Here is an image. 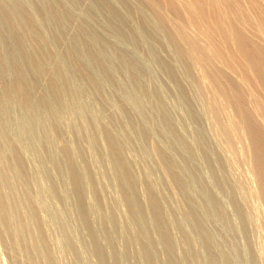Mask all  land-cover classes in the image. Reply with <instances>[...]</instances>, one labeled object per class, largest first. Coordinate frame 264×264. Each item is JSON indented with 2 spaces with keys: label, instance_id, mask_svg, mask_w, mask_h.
Listing matches in <instances>:
<instances>
[{
  "label": "bare ground",
  "instance_id": "bare-ground-1",
  "mask_svg": "<svg viewBox=\"0 0 264 264\" xmlns=\"http://www.w3.org/2000/svg\"><path fill=\"white\" fill-rule=\"evenodd\" d=\"M36 1H38V0H36ZM98 1H100V0H98ZM113 1H115L116 3H114ZM118 1L121 4H124L127 8H129V11H131V13L132 12L134 13L135 18H137V17L139 18V19L137 18L138 20H136V21H140V23L142 24L140 26L141 27L143 26V29H144V32L146 33V35L151 34L150 37H152V38L154 37L153 39L157 40V41L156 40L155 41L157 44H159V46L164 45L165 47L164 46H162V47L167 48L168 51H170L171 55L173 54V56H175V59L177 58V63L180 60L181 63H183V65L185 66V69L189 73V75H191L193 77L192 79H191V77H189V78L191 79V81L194 80V82L196 83V87L199 90V91L196 90V92L201 93L200 97H202V99H203L205 109L207 112V117L209 119V122L212 126L214 133L219 138L218 142L219 141L221 142L223 149L225 147L229 151L228 157L230 158L231 165H233L237 170V175L239 176V178H238L237 182L235 181V183L237 184V187H239L240 192H241V193H239V195L241 194L240 196L242 197L241 199L237 198L238 205H239L240 209L246 213L245 216H246L247 221L251 222L254 225L253 230L256 229L253 231V233H254L253 235L256 237L255 238V244L256 245L254 248L255 250L252 248L253 245L248 246L249 249L254 250V251L253 250L252 251L255 253V257H256V260H255V257H253L254 258V261H253L252 255L250 256V258H252L251 264H264V0H118ZM38 2H36V4H37L38 8L40 6V10L38 8H35L36 4H35V7H31L32 5H29L28 2H23L22 0H0V25L5 27V28L3 27L2 30H0V31H3L5 33V30H6V35L0 33V35H3L0 38V101H1V104H0V240L9 249V250L5 249V250L7 252L10 251L9 252V254L11 253L10 257L13 256V258L11 257L13 260V262L11 260V263L12 264H59L61 260H59V262H58V259H59L58 254H60V253L57 254V252H58L57 250L60 249L61 253H66L65 251L61 250V248L64 249V245L66 244L65 241H67L65 239L63 240V238H66V237L69 238L70 234H72V233L70 232V229H66V231L67 230L68 231L63 232V233L65 235L70 233V234H68L69 236L67 235L65 237H60V236H62V235H60L58 238L57 237L58 235L53 233V231H52V233L55 234L56 236L53 237L52 235L51 236L49 235L48 230H51V229H49V227L46 226L47 222H46V216L45 215H47V213L48 214H51V213L55 214L56 210H58L59 208L56 209L57 206L55 205L56 206L55 211H53L54 206L52 205L53 207L52 208L50 207L52 209L51 213H49L50 210H49V212L44 211V210H47L46 208L49 209L48 205L47 206L44 205L45 201H43V200H46V199H41V198L39 199V197H42L41 194L40 195H34L36 193L35 191L38 190L37 188H39L41 190L45 186V190H47V188H46V187H48L47 185H44L43 188H41V187L43 184H45V180H46V179L43 180L45 178L43 172L45 173V171L47 170L46 168L49 166L47 165L45 168L46 170H44L42 172V174H43L42 177L40 176L41 173H38L39 171L35 172V173H33V175H31L33 178H31V176H29V174H31V173H29V170H28L29 166L27 167L28 164L26 165L27 160H26L25 151H22L23 150L22 147L21 148L19 147L20 146V145H18L19 141L17 138H13V135L11 134L12 132L10 133L11 138L9 137L10 135L8 133V130H7L8 126H9L8 125L9 122L5 119H4L5 120L4 121L3 117H2L3 114L5 116V113L7 112V109L9 106L8 105L9 100H7L8 98H12V100H13V98H15L16 99V100L14 99L15 102H17V100H18V102L23 106V108H25L24 110L27 109L29 111V113L31 115H33L34 122H32L33 120H30L28 122H24L25 124L32 122V123H36V125H38L37 126L38 129L40 126L45 127L43 129H46V131L41 129L40 132H38V130L34 129V130H36L34 132L33 128H32V130L30 129L33 124H31L29 131H27V128L29 127V125H28V127H26L27 125H25V127H26L25 131L27 133L29 132V134H30V130L33 133H37V134L41 133V131H42V134L41 135L39 134L40 137L45 133V135L47 137L44 135L45 139H43V138L42 139L45 140V142L49 141V142L43 143V144H45L46 148L49 144L48 147L50 149V145H51L50 143H54L51 141L52 139L50 140V138H48V137L51 136L53 138V136H57L56 137L58 139L57 143H59L57 145H59L61 151L58 150L59 147L57 146L58 148L56 147L57 148L56 152H55L56 154H53V155H55V156H57V154L61 155L60 152H62L63 155H61L59 157L60 158L65 157V159H66V160L64 159V161L67 163L66 164L67 166L64 165L65 163L63 164L65 167L63 165L62 166H63V168H66V169L68 168V170H67L68 172L66 171L68 174L64 172L65 175H63V178L66 180L63 179L64 180L63 181L61 179V181H63L64 184L66 181V183H67L66 187L68 186L69 187L68 189H70L71 192H70V190H68V191L64 190V191L67 194H68V192H70L69 195L72 193L71 196L72 197L74 196L73 198L75 201L73 200L72 197H71L72 198L71 201L73 200L74 202H76V204H73V205H75V208L78 209L80 219H82L80 222L84 223L83 226H85V224H86V226L90 227L89 229H91L90 230L91 231V237H90V241H89L90 247H89V245H88V247L91 248L92 251L99 258V264H110L109 253H108L106 246L104 245L102 239L100 238L99 234L96 232L97 227H96V230L94 228L95 226L93 227V218H95L94 216H96L93 213L96 212L97 210H99L101 207L102 208L104 207V209H105L106 205H108V204L110 205V203H109L110 201L106 200L107 197L109 196L108 193H106V195H108L106 197L105 193L103 192V191L106 192V190H103V189L101 190V187H99V186H101V184L99 185L100 179H98V176H99V178H100V176L101 177L104 176L102 174V172H100L101 173L100 175L99 174L97 175V172H96L97 170H95V168L99 164L95 165L94 163H96V161H95L96 159H94V161H93V159H92V161H90L91 160L90 158L92 156L89 157V155H87V154L93 152L94 146L96 144L97 145L102 144L101 147L104 148V149L100 148L102 151H99L100 149L98 146L99 150L95 151V149H96L95 148L94 151L96 153H98V152L102 153V156L105 158L107 163L105 161H103V164L105 162V164L103 165L104 170H106L105 165L108 164L107 167L108 168L110 167V169L113 171L114 176H112V177H114L113 179L116 182V184H113V185H116L119 189V195H118L119 198L118 199H119V202L121 203V205L123 207H125L126 215H127L128 220H129L128 225H127V223L124 225L122 223V221L118 218V216L108 217V215H107L106 219L104 217V219H105L104 225L106 228H110L112 225L116 224L117 227L121 228L122 232H123L124 226H125V230H126L125 231V237L127 240V244L129 246H132V243L135 240H137L138 244H140V248L138 246L139 250L135 253L138 264H237L236 257L231 255L227 249L223 248L221 243L217 242L215 237L207 230V228L203 224V218L193 208V206H190L188 204H184L183 209H184L187 216H189L192 219H196L197 222L199 223L200 230H199L198 234L201 235V237H202L201 243H199L198 238H197L196 234H194V233H190L188 231L182 230V233L177 237L175 235L176 233L174 232L175 233L174 234L172 232V230H171L172 226L170 227V225H169L170 222L166 216L163 204H162L161 199H160L159 194H158L159 191H157L154 186H152L149 183L146 184V186L142 185L140 183V186L141 185L145 186V192L143 194L141 193L143 196L138 195V193L140 194V192H138L139 179L137 177L138 175L136 176V174H140V172L136 171L135 170L136 168H135L134 169L136 172V174H135L133 167L131 165L132 163L129 162V161H131V157H129V156H131L132 154H130V153L127 154L125 152L124 148L122 147V144L120 143L123 140L121 139V137H119L120 135H117L118 132L116 130L115 131L117 133L113 131L114 130L113 127L112 128H110L108 126L103 127L100 125L102 127V131H101L102 134L99 131L101 135L100 134L93 135L92 133L89 135H92L93 137L87 135V137L89 138V141L87 140L88 141L87 145H85V146L82 145V147L80 146L82 150L77 151V149H79L80 147L77 145L78 148H76L75 145L78 142H80L78 139L82 138L81 136L85 135V137H86L87 133L82 135V132H84V131L88 132V129L90 128L91 124H90L89 128L86 129V127L88 126V123H90L91 120L88 122L87 117L83 112L78 114L79 117H76L78 115H74L76 118H79V121L75 120L76 121L75 126L77 127V131L79 134V137L77 139H75L76 135L73 136L74 137L73 138V137H71L72 135L68 132L69 128L73 127V124H72V127H68V130L65 129V128H67V126L65 127V126H63V124L61 125V123H62L61 118L64 119V116L60 112V114L62 115L60 118V115L58 114V110H57L59 108H57V107L62 106L61 108H63V106L66 107L67 105H70L71 103H73L75 101L74 100L75 98H73V97H75L74 93H75V90L77 91V88L74 89L73 82L70 81V80H72V78L69 77V75H67L69 72L67 73L66 71H68V70L65 71V69H67V67H65V69H64V65L66 63H64L65 61H63L64 59H62L63 57H61L59 59L61 54H60L58 48H56L54 50H58L57 52L60 55H58V53L56 55L54 50L52 49L55 45L53 43H55V42H51L53 39L51 37L49 38L50 33L48 32V30H47V32L49 33V36H48V33L46 34V31H44L45 29L44 30L42 29V23H41V22H43V21H41L42 18H41V20L39 18L40 22L38 21V17L40 15H43L42 17L44 18L46 16L47 17L46 20L48 22L50 21V24L52 21L55 23V25H56V23L58 25H60L63 17H65L66 15H63V14L61 15L59 12L62 11L60 9L62 7L65 8V6L63 4H62L63 6L58 4L59 0H56L55 2L53 0H50L49 2H47V1L43 2V4H41L42 5V8H41V5H38L39 4ZM40 3H42V1ZM59 3H62V1ZM101 3H103L104 9L106 8L111 13V15H114L118 21H121L120 19H122V18H117V17L123 16V15H120L121 11L119 10L120 8H122V6L120 7V5H118V7H117V4H118L117 0H102ZM57 5L61 6V8L59 9V12H58V8L60 6L57 7ZM125 6L123 8H126ZM32 8L39 10L38 11L39 16H36L37 12H35V10ZM123 12H124V10H123ZM40 13H42V14H40ZM66 13H68V11H65V14ZM70 16H69V18H70ZM67 17H68V15H67ZM111 18H112V16H111ZM121 22L123 23V19ZM46 26H48V28L50 27L49 24ZM57 29H59L58 26H57ZM133 29H134V27H133ZM94 30H96V29H94ZM131 30H132V28H131ZM53 31H56V30H53ZM110 31H112V30H110ZM60 33H62V32H60ZM136 33H138L137 35H139L140 32H138V31L136 32V30H135V35H136ZM7 34L9 36H7ZM6 36L9 39L8 42L10 44V48H9L10 53L7 52V55H4L2 53L3 49L1 50V48H3L1 46V43L3 42L4 45L6 44L5 42L7 41V39L4 42L5 39L2 38V37H6ZM57 37H60V35ZM57 37H55V38L53 37V38L55 40H57L58 39ZM72 39H74V38H72ZM1 40H2V42H1ZM55 40H53V41H55ZM88 41H90V40H88ZM88 41H86L87 43L86 44L84 43L82 46H85L86 51L89 53V56L90 55L92 56V60L94 59V60H98L100 62L98 56L95 55L96 53H94L95 52L94 49L90 48L91 45L89 44ZM138 41L140 42V40H138ZM56 42L58 43V41H56ZM68 42H69V44H71L70 46H72L73 40L68 41ZM74 42H75V40H74ZM6 45H8V44H6ZM51 45H53V47ZM58 45H60V44H58ZM68 45L67 46L62 45L63 47H65L66 49L69 50L68 54L70 55V57H67V59H69V61H71L73 66H75V67L77 66L76 67L77 70L79 72L81 71L83 73L82 74L80 72V74H82V76L84 75V77L85 76L87 77L88 83H87V79H85L83 77L87 84H90L91 83L90 81L93 82V83H91L93 85H94V83L98 84L99 80H96L97 78L83 65L87 61L84 63H81L82 59H80V61H79V59L76 57V56H78L76 51H78L79 48L78 49L76 48L75 49L76 51H75L74 50L75 46L73 45L74 46V47L72 46L73 50H72V52H70L72 47L69 48L70 46H68ZM77 46L79 47V45L76 44V47ZM4 48H6V47H4ZM65 48L64 49L61 48L62 50H60V51L65 52ZM68 50H66V53ZM74 51H75V53H74ZM83 51H85V50H83ZM64 55H65V53H64ZM69 55H66V56H69ZM123 55H125V54H123ZM5 56H7V59L9 58L7 60V62H6ZM57 56H59V57H57ZM169 56H170V54H169ZM70 58H71V60H70ZM123 58H124V56H123ZM126 59H127V56H126ZM164 59H167V58H164ZM124 60H125V58H124ZM127 60L129 61L130 59H127ZM130 61H132V60H130ZM130 61H129V63H131ZM99 62H96V63L101 64ZM129 63L127 66H130ZM167 63H168L167 66L171 70L178 67L177 65H172L173 64L172 62H171V64H169L170 62H167ZM164 64H165V62H164ZM88 65H86V66H88ZM174 66H176V67L174 68ZM184 66H182V67H184ZM99 67H100V69L104 68V66L101 67L100 65H99ZM133 67H134V65L132 66V68ZM133 70H130V71H132V72L136 71V70H134V71ZM171 70H170V72H172ZM101 71H102V69H101ZM105 71H106V68H105ZM105 71H103V72H105ZM107 71H109V70H107ZM139 71H141V70H139ZM174 72L175 71H173V74H176V75L178 74V73H174ZM177 72H180V70ZM31 74L34 76V80H31V76H32ZM136 74L139 76V72ZM136 74L132 73L133 76H135ZM187 75L188 74H186V76ZM106 76L112 77L111 73L107 74ZM78 77H79V75H78ZM140 77H141V75H140ZM108 78H110V77H108ZM136 78L133 77V79H135V80H136ZM173 79H174V77H173ZM140 80L141 79L139 78L137 81L138 82L137 85H140L138 87L139 88H141V87L145 88L146 86L144 87L142 84H140L141 83ZM82 81H84V80H82ZM182 81L183 80L181 79V82ZM76 82H77V80H76ZM40 83H43V84H41V85H43L42 87H40ZM78 83H80V82H78ZM99 84H101V83H99ZM99 84H98V86H100ZM98 86L96 85L93 87L98 89V88H100ZM109 87H110V85H109ZM34 88H36L37 92ZM82 89H83V87H82ZM33 90H35V92L38 93V94H36V96H35ZM133 90H134V88H133ZM147 90L149 91V89H147ZM155 91H154V94L156 93ZM186 91H187V89H186ZM151 92H153V91L149 92L152 95ZM144 93H145V90H144ZM145 94L148 96L147 93H145ZM150 94H149V96H150ZM184 96H185V94H184ZM154 97H157V96H154ZM77 99H79V98H77ZM98 100H100V99H98ZM76 102H75V104H76ZM81 104H80V101H79V104L77 102V105H81ZM123 104H127V103H123ZM57 105H59V106H57ZM71 105H74V104H71ZM121 107H122V105H121ZM162 107H163V105H162ZM42 109H43V111H42ZM63 109H60V111L62 110V112H63ZM162 110L164 111V109H162ZM111 111H112V113L115 114L114 110H111ZM111 111L108 110L109 113ZM166 111L164 113H166ZM42 112L44 113V115ZM126 112H128V111L126 110ZM29 113H27V114H29ZM112 113H110L109 115H111ZM6 115H8V114L6 113ZM64 115L66 116L67 120L70 122V123H68V122H66V123L71 125V121L69 120L71 118V117L69 118L70 114H68V117H67L66 112H65ZM71 115H73V114H71ZM91 115H92V113H91ZM44 116H46V117H44ZM147 116H149V115H147ZM163 116L166 117L167 115L164 114ZM195 116H196V114H195ZM27 117H28V119L30 118L28 115H27ZM93 117L98 119V120H99V118H101V116L99 118H97L95 116H93ZM133 117H134V115H133ZM6 118H7V116H6ZM110 118L113 119L114 116L110 117ZM168 118H169V116H168ZM168 118L167 117L164 118L167 120V124H169L168 121H170V120H168ZM46 119H48L49 122L48 121L45 122ZM71 119L74 120V118H71ZM91 119H93V118H91ZM115 119H116V116H115L113 121H115ZM135 119H136V117H135ZM25 120H27V118ZM100 120H102V119H100ZM100 120H99L100 124L105 125V122H103L104 120L103 121H100ZM133 120H131L130 122H131V124L133 123V125H134V122H132ZM140 120H141V118H140ZM6 121L8 122V124ZM97 121L95 120V122H97ZM77 122L80 125H78ZM99 122H97V124H96L97 126H99V124H98ZM137 122H139V121H137ZM142 124H143L142 128L144 126H146L144 123L140 122V125H142ZM172 124H174V123H172ZM184 124H186V123H184ZM70 125H68V126H70ZM122 126L124 127V125H122ZM175 126H173V127L175 128ZM32 127H34V125ZM61 127H63L65 129V131L68 132V133L65 132V135L67 133L66 136L69 137V140L66 138V136L64 137L61 134L62 130H64ZM92 127L94 128L93 130L96 129L94 126H91V128ZM139 127H141V126H139ZM170 127H172V125ZM35 128H36V126H35ZM97 128L99 130V127H97ZM131 128L127 129V131L128 130L130 131L129 133L125 132L124 131L125 129L121 130L122 132L124 131L122 133L123 135H121L123 137V139H124L125 134H127V135L128 134L131 135V133L133 134L134 129H131ZM142 128H139L136 130L138 131ZM174 128H170V130L171 129L174 130L173 132L175 134H177L176 133L177 127H176V129H174ZM145 129H147L146 131L149 130L147 127ZM145 129L143 128V130H145ZM69 131H72V130H69ZM74 131H76V130H74ZM151 131H153V130H151ZM168 131H169V129H168ZM48 132H49V134H48ZM89 132H91V131H89ZM93 132L95 133L96 131H93ZM138 132L140 133V131H138ZM144 132H142V133H144ZM51 134H53V136ZM63 134H64V132H63ZM150 134H151V132H149L147 135L144 134L143 136H145L144 138L148 139L149 138L148 135L150 136ZM30 135L33 136V134H30ZM27 136H29V135H27ZM36 137L34 138L35 139L34 141L38 140V138L36 139ZM85 137H83V138H85ZM198 137H200V136H198ZM201 137H203V136H201ZM206 137L207 136H205V138ZM12 138L17 142H15ZM46 138H48V140H46ZM56 138H55V140L53 139V141H56L57 140ZM72 138L77 140L78 142L73 143L74 140L70 141V139H72ZM120 139H121V141H120ZM128 139H130V138H128ZM41 140L39 139V141H41ZM39 141H37V142H39ZM169 141H170V139H169ZM37 142H35V143L37 144ZM84 142L86 143V140H84ZM150 143L151 142H149V144ZM189 143H187V144H189ZM40 144L42 145V142H40ZM55 144H56V142H55ZM210 144H212V143H210ZM210 144H208V145H210ZM185 145L186 144H184V146ZM37 146H39V145L37 144ZM159 146L160 145H158L155 142L152 144V148L154 150L152 152L153 153L156 152L159 155L160 160H161V163H160L161 165H159V167H161V169H159V171L163 170L164 176H162V177H165L168 184L170 185V187L174 190V192L176 194L173 193L172 191H170V192H172L177 197H179L177 195V194H179V193H177V189L180 187H187V184L185 183L184 179L182 178L183 175L181 176V174L178 172V170L176 168V166H178L179 163H177V162L173 163L172 160H170L169 156L162 150L163 147L160 148ZM187 146L192 147L190 145H187ZM187 146H185V149ZM39 147H41V146H39ZM43 147H44V145H43ZM208 147L212 148V146H208ZM199 148H200V146H199ZM42 149H43L42 147H41V149L40 148L38 149V151L40 150L39 155L44 151ZM49 149L47 148L45 150V152L51 151L52 148L50 150ZM218 149H219V147H218ZM223 149H222V151H223ZM41 150H42V152H41ZM189 150H187L186 153H189ZM200 150H202V148ZM191 151H193V150H191ZM78 152L84 154L83 155L84 158H82V159H84V160H86L87 158L89 159V161L88 160H86L87 162L85 161L86 164L84 166H81L80 163L78 162V160H79L78 159L79 157H77ZM184 152L182 151L183 154H184ZM43 153H42V156H43ZM99 154H97V155H99ZM216 154L219 155V152ZM86 155H87V158H86ZM188 156L185 155V159L186 158L191 159L190 155H188ZM35 157H37V156L35 155ZM52 157H54V156H52ZM56 158L57 157H55V159ZM134 158H135L134 159V161H135L136 157H134ZM40 159H41V157H40ZM55 159H52V160L55 161ZM99 159H101V158H97V161ZM58 160H59V158H57V161ZM101 160H103V159H101ZM59 161H63V160L60 159ZM210 161H212V160H210ZM100 162L102 164V161H100ZM212 162H210V163L212 164ZM53 163L55 165L54 167H56V166L59 167L58 171H61V170H59L60 167H62L61 162H53ZM56 163L57 164L60 163V164L56 165ZM157 163L159 164V162H157ZM93 164L96 166L95 168L93 167L94 166ZM174 164H177V165L174 166ZM103 166H102V169H103ZM57 167L55 169H57ZM99 167H97V169ZM100 169H101V167H100ZM32 170H34V169H32ZM32 170L30 172H32ZM37 170H41V167L38 168ZM108 170H106V171H108ZM63 171H65V170H63ZM144 171L142 170L141 172H144ZM148 171H146L145 173L148 174ZM196 172L198 174V171H196ZM145 173H144V175H145ZM220 173H222V172H219V174ZM34 174H37L38 177L35 176ZM56 175H57V173H56ZM66 175L68 177H64ZM110 175H112V173ZM28 177L31 178L32 181H30V179ZM39 177H41L42 180H41V178L39 179ZM52 177L54 179L57 176L54 177L52 175ZM145 177H149V176H145ZM202 177H203V175H202ZM34 178L35 179L38 178V182L42 181V183L43 182L44 183L42 184L40 182L42 185L40 184L39 187L31 188V190H30L29 186H31V185L27 186L25 182L27 181V179H29L30 183L33 182V184H38L37 180H34ZM107 178L108 177L106 176V179ZM224 178L227 179V177H224ZM106 179L101 178V182L103 181L102 184L106 185L107 183H109L110 177L108 178L109 179L108 182L105 181ZM35 181H36V183H34ZM55 181H57V180H55ZM104 182H106V183H104ZM52 183H53V181H52ZM112 183L113 182H111V184ZM53 184L56 185V183H53ZM152 184H154V182ZM107 185H109V184H107ZM113 185H112V189L114 188L113 190H116L115 186L113 187ZM234 186H236V185H234ZM54 187L56 188V186H54ZM57 187H59V186H57ZM105 187H108V186H105ZM105 187H104V189H105ZM226 188H228V186ZM32 189L35 190L33 192L34 194L32 193ZM51 189H53V188H51ZM57 189H59V188H57ZM57 189H54V190H57ZM234 189H237V188H234ZM234 189L230 188L231 193H233L235 191ZM48 190H49V188H48ZM60 190L61 189H59V191ZM108 190H109V188H108ZM232 190H234V191L232 192ZM182 192H183V194L184 193L187 194L190 191L185 192V189H184V191L182 189ZM235 192L237 194L239 191L237 190ZM42 193H45V192L42 191ZM66 193H65V195H66ZM53 194H55V193H53ZM61 194H62V192H60V195ZM63 194H64V192H63ZM110 194H112V193L110 192ZM183 194L181 193L180 196L181 195L183 196ZM191 194H193V193H191ZM112 195H114V194H112ZM187 196L188 195H186V197ZM189 196H188V199H189ZM104 197H106V198H104ZM191 197L192 196H190L189 200L194 199V197L192 199H191ZM178 199L180 200V198H178ZM214 199H215V197H214ZM42 201L44 204L42 203ZM73 201H72V203H73ZM48 202L49 201H47V203ZM113 202H111V203H113ZM49 205H51V204H49ZM76 205H77V207H76ZM107 207H106V209H107ZM246 208H249L251 210V213ZM103 211L105 212V210H103ZM44 212H45V214H44ZM60 213L61 212H57L56 215L61 216L62 213L61 214ZM54 214H53V219L54 218L57 219L58 217L54 216ZM105 214H106V212H105ZM62 215H64V214H62ZM47 216L50 219L52 218V217H49V216H52V214L47 215ZM64 216H62L63 217L62 220L60 219L59 221L54 219L55 220V221L53 220L54 223L56 221H57V223L61 221V223L63 224L64 219H65ZM99 216H100V218H102L101 215H99ZM77 220H78V218H77ZM146 221L149 224L150 229L142 228V224ZM80 222H78V223H80ZM80 224H82V223H80ZM49 225H51V223ZM94 225H96V224L94 223ZM101 225H99V226H101ZM104 225H103V227H104ZM60 226L63 228L64 224L60 225ZM242 227H243V225H242ZM64 228H66V227H64ZM230 228H232V227H230ZM75 229H73V230H75ZM100 229H102V228H100ZM250 231H249V234L251 233ZM235 233H236V231H235ZM247 233H245V231H244V234H247ZM50 234H51V232H50ZM51 237H53V239L54 238L56 239V237H57V239L52 240ZM71 237H72V235H71ZM68 238H66V239H68ZM73 239H69L67 241L68 243H67V245H65V248L71 247V250H72V248H74V250L76 249L75 251H77V253L79 254V257H80V255H82L83 252H82V254L79 253L81 251H80L78 240L75 239V237ZM87 239H88V236H87ZM111 239L113 241V238H111ZM51 240L54 242L52 243ZM75 241L78 244H76ZM54 245H56V246L58 245L61 248L58 246L56 248V246H55V248L57 249L56 250L54 248ZM77 245L79 247V250H77ZM179 247H181L183 252H184L183 257L179 254L180 253L178 251ZM67 250H69V251H67ZM71 250H70V248L66 249L67 254H69L70 252H75V251H73V250L71 251ZM249 251H251V250H249ZM74 254L76 255V253H74ZM74 254L72 253L71 255L73 256ZM129 254H131V253H129ZM72 256H71V258H72ZM76 256H74V257H76ZM85 257H86V255H85ZM204 258H206V259H204ZM73 259L78 261L75 258H73ZM239 264H240V262H239Z\"/></svg>",
  "mask_w": 264,
  "mask_h": 264
},
{
  "label": "rangeland",
  "instance_id": "rangeland-1",
  "mask_svg": "<svg viewBox=\"0 0 264 264\" xmlns=\"http://www.w3.org/2000/svg\"><path fill=\"white\" fill-rule=\"evenodd\" d=\"M22 1L23 2H28L29 5H32L31 7H35L36 2H38V1H39L38 5H41V4H43V2H45V1L49 2L50 0H45V1L44 0H38V1H36V0H30V1L29 0H25V1L22 0ZM41 1H42V3H40ZM53 1L55 2L56 0H53ZM61 1H62V3H59ZM61 1L59 0L58 4H60L61 6L64 5L65 8L64 7L61 8L60 5H59L60 7L57 5V7H59L58 8V12H59V9L61 8L60 10H62V11H60L59 13L61 15L63 14V15H66V16L63 17L60 25H58L57 23L55 25V23L52 22V21H51V24L52 23L53 24L51 25L50 21L48 22L46 20L47 17L45 15H44L45 16L44 18L42 17L43 15L39 16L38 11L40 10V6L38 8L37 4H36L35 8H38L39 10L38 9L36 10L34 8H32V9H34L35 12H37L36 16H39L38 17V21L39 22H40V20L42 18V20H41V21H43V22H41L42 23V29L43 30L45 29L44 31H46V34L48 32L50 33V36H49V33H48L49 38L51 37L53 40H55L54 38L60 35V37H57L58 39L56 38L57 40H55V41L52 40L51 41V42H55L53 44H55V45L57 44V45L56 46L54 45V47H53V45H51V46L53 47L52 48L53 50L58 48L61 56L60 57L57 56V57H59V59L61 57H63L62 59H64L63 61H65L64 63H66L64 65V69H65V67H67V69H65V71L68 70V71H66L67 73L69 72L67 75H69V77L72 78V80H70V81L73 82L74 89L77 88V91L75 90V93H74L75 97H73V98H75L74 99L75 101L73 100L74 102L72 101L73 103H71V104H74V105L70 104V105H67L66 107L63 106L64 109L61 108L62 106L57 105V106H59V107H57V108H59L57 110H58V114L60 115V118H61L62 115L64 116V119L61 118V121H62L61 125L63 124V126H65V127L67 126V128H65L66 130H68V127H72V124H73V127H74L76 125V121L75 120L79 121V118H76V117H79L78 114L83 112L86 115L88 122L91 120L90 123H88V126L86 127V129L89 128L90 124H91V126H94L97 129V130L96 129L93 130L94 128L93 127L91 128V126H90V128H89L90 130L88 129V132L87 131L86 132L85 131L82 132V135L87 133L86 137H85V135L81 136L82 138H79L78 140L80 142H78L77 140H75V139H77L79 137V134H78V131H77V127L75 126L74 128L73 127L69 128V130H72V131L68 130V132L72 136L70 134L69 135L71 137L76 135V138L73 139L74 138L73 137L72 139H70V141L74 140L73 143H77L78 142L75 145L76 148H78V146L82 147V145H84V146L87 145V143L89 141V138L87 137V135H89L91 133L93 135L100 134V132L102 131V127L101 126H103V127L104 126H108L110 128L113 127L114 128L113 131L114 132L117 131L118 132V133L116 132L117 135H120L119 137H121V139L123 140V141H121V139H120V141H121L120 143L122 144V147L124 148L125 152L127 154H129V153L132 154L131 156H129V155L128 156L131 157V161H129V162L132 163L131 165L133 167V170L136 168L135 170L140 172V174H136V172L134 170L136 176L138 175L137 177L139 179L138 192H140V194L138 193V195L143 196L142 194L145 192V186L148 183L151 184L152 186H154L157 191H159L158 194H159V197H160L161 202L163 204L166 216H167V218H168V220L170 222L169 225H170V227L172 226L171 230H172L173 233L174 232L176 233V234L175 233L174 234L177 237L182 233V230H185V231H188L190 233L196 234L199 243H201V241H202L201 235L198 234V232L200 230L199 223L197 222L196 219H192L189 216H187L185 211H184V209H183V207H184L183 205L184 204H188L190 206H193V208L201 215V217L203 218V224L205 225L207 230L215 237L217 242L221 243L223 248L227 249L228 252L231 255L236 257L237 264H239V262H240V264H249V263L251 264V261L252 260L254 261L253 257H255V253L253 251L255 250L254 248H255V245H256L255 244V238L256 237L253 235L254 234L253 231L256 230V229L253 230L254 225L251 222L247 221L246 216H245L246 213L240 209V207L238 205V202H237V198H239V199L242 198L240 196L241 194L239 195V193H241L240 189H239V187H237V184L235 183V181L237 182V180L239 178V176L237 175V170H236V168L233 165H231L230 158L228 157L229 156V151L225 147L223 149L221 142L220 141L218 142L219 138L214 133V131L212 129V126H211V124L209 122L203 99H202V97H200L201 93L200 92L199 93L196 92V90H198L197 87H196V83L194 82V80L191 81V79L193 77L191 75H189V73L186 71L185 66L183 65V63H181L180 60L177 63V58L175 59V56H173V54L171 55L170 51H168L167 48H163L162 46H164V45L159 46V44L156 43L157 40L153 39L154 37L153 38L150 37L151 34L150 35H146V33L144 32L143 26L142 27L140 26V25H142L140 23V21H136L139 18L138 17H137L138 19L135 18L134 13L133 12L131 13V11H129V8H127L124 4H121L118 0H117V2H118L117 7H118V5H120V7L122 6V8L124 6L126 7V8H123V9L119 7L120 8L119 10L121 11L120 15H123V16L122 17L121 16L117 17V18H122L123 19V23L121 22L122 19H120L121 21H118L116 19V17L114 15H111V13L106 8L104 9V5H103V3H101L102 0H100V1H98V0H89V1L88 0H61ZM113 2L116 3L115 1H113ZM41 8H42V5H41ZM123 10H124V12H123ZM65 11H68V13L65 14ZM40 14H42V13H40ZM67 15H68V17H67ZM69 16H70V18H69ZM111 16H112V18H111ZM39 18H40V20H39ZM64 18L65 19L67 18V19L65 20ZM45 24L46 25L49 24L50 27L48 28V26H46ZM1 26L2 25H0V27ZM57 26H58L59 29H57ZM3 27L4 26H2L0 28V30H2ZM133 27H134V29H133ZM131 28H132V30H131ZM52 29L56 30V31H53ZM94 29H96V30H94ZM47 30H48V32H47ZM110 30H112V31H110ZM135 30H136V32L137 31L140 32L139 35H137L138 33H136V35L138 37L135 35ZM60 32H62V33H60ZM0 33L6 35V30H5V33L3 31H0ZM1 36H3V35H0V38H1ZM7 36H9V35L7 34ZM7 36L6 37H2V38L5 39V40L3 39L4 42L7 39V41L5 43L8 44V45L5 44L6 45L5 46L3 44V42H2V40H1V42H2L1 46L3 47V48H1V50L3 49L2 53L4 55H7V52L10 53V49H9L10 48V44L8 42L9 39L7 38ZM72 38H74V39H72ZM72 40H73L72 46L73 45L75 46L74 50L76 48L77 49L79 48L78 51L75 50L77 55H78L76 57L79 59V61H80V59H82L81 63H84V62L87 61L83 65L97 78L96 80H99V82L98 81L97 82H98V84L101 83V84H99L100 86H98L97 83L96 84L94 83V85L91 84V83H93L92 81H90L91 82L90 84H87L88 83L87 77L86 76L84 77V75L82 76L83 73L80 71L82 73V74H80V72L76 68L77 66L76 67L73 66L71 61H69V59H67V57H70V55L68 54L69 50L66 49L63 46H67L69 44L68 41H72ZM74 40H75V42H74ZM88 40H90V41H88ZM138 40H140V42ZM56 41H58V43ZM86 41H88L89 44L91 45L90 48L94 49L95 52L94 51L93 52L96 53L95 55L98 56L100 62L98 60H94V59L92 60V56L91 55L89 56V53L86 51L85 46H82L84 43L85 44L87 43ZM58 44H60V45H58ZM76 44L79 45V47L78 46L76 47ZM70 45L71 44H69L68 46H70ZM72 46H70L69 48H71ZM4 47H6V48H4ZM73 47L70 50V52H72ZM61 48L62 49L65 48V52L60 51V50H62ZM58 50H54L56 55L58 53L57 52ZM66 50H68L67 53H66ZM83 50H85V51H83ZM75 51H74V53H75ZM64 53H65V55H64ZM168 53L170 54V56H169ZM60 54L58 53V55H60ZM123 54H125V55L127 54L126 55L127 59L132 60V61L129 60L131 63H129V61L126 59V56L123 55ZM66 55H69V56H66ZM123 56H124L125 60H124ZM5 57H6V62H7V60L9 58L7 59V56H5ZM164 58H167V59H164ZM70 60H71V58H70ZM96 62H99L101 64H97ZM164 62H165L166 65L164 64ZM167 62H170L169 64H171V62H172L173 63L172 65H177L178 67L175 68L176 66H174L175 69L171 70L167 66V64H168ZM128 63H129L130 66H127ZM86 65H88V66H86ZM99 65L101 67L104 66V68H101L102 71H101ZM133 65H134V67L132 68ZM181 65L184 66V67H182ZM105 68H106V71L107 70H109V71L106 72ZM129 69L130 70L134 69V70H136V71L138 70V71L136 72V71L133 70L134 72H132ZM139 70H141V71H139ZM170 70L172 72H170ZM179 70H180V72H177ZM103 71H105V72H103ZM173 71H175L174 73H178L179 75L177 74L178 75L177 76L176 74H173ZM138 72H139V76L136 74ZM106 73L107 74L111 73L112 77L111 76H106L107 75ZM132 73L136 74L137 76L136 75L135 76L137 78L139 77L141 79L140 80V82H141L140 84H142L144 87L146 86L145 88H142V87L139 88L138 87V86H140V85H137V83H138L137 81H138L139 78L137 79L135 76L132 75ZM185 73L188 74V75L186 76ZM78 75H79V77H78ZM140 75H141V77H140ZM132 76L134 78H136V80L133 79ZM172 76L174 77V79H173ZM83 77L85 79H87V83L85 82V79ZM108 77H110L111 79L108 78ZM179 77L184 82L183 81L181 82V79ZM189 77H191V79ZM177 79L178 80L180 79V80L178 81ZM31 80H34V76L33 75L31 76ZM76 80H77V82H76ZM82 80H84V81H82ZM78 82H80V83H78ZM41 84H43V83H40V87L43 86ZM108 84L110 85V87H109ZM92 85L93 86L97 85L100 88L96 89ZM81 86L83 87V89H82ZM133 88H134V90H133ZM146 88L149 89V91ZM34 89L36 90V88H34ZM186 89H187V91H186ZM35 90H33V91H34V94L36 96V94H38V93H36L37 90H36V92H35ZM144 90H145V93L148 94V96L144 93ZM150 91H153V92H151L152 95L149 93ZM154 91L157 94L156 93L154 94ZM149 94H150V96H149ZM184 94H185V96H184ZM154 96H157V97H154ZM76 97L79 98V99H77ZM14 99L15 98H13V100H12V98H8L7 99V100H9L8 101V105L9 106H8V109H7V112H6L8 115H6V113H5V116H4V114H3V116L1 115L3 117V120L5 119V120H7L9 122V124H8V122L6 121L7 124L9 125V126L7 125L8 126L7 130H8V133L10 135L9 137L11 138V134H12L13 138H17L18 141H19L18 142L19 144L18 143L17 144L20 145L19 146L20 148L22 147V149H23L22 151H25L26 160H27L26 161V165L28 164L27 167L28 166L30 167V168L28 167V170H29V173H31V174H29V176L33 175V173L38 172V171H39L38 173L42 174V172L47 169L46 170L47 172L46 171H45V173L43 172V174L45 176V178L43 177L44 178L43 180L46 179L45 180V184H43L44 182L42 183V181H40V180L39 181L43 185L40 182H38V178H36V179L34 178V180H37L38 184H33V182L30 183L29 179H30V181H32L31 180V178H33L32 176H31V178L28 177L29 179H27V181L25 183H26L27 186L31 185V186H29L30 190H31V188L39 187L40 184L42 185L41 188H43L44 185L48 186V187H46L47 190L49 188L48 191L45 190V186H44L43 189L45 191L43 189L40 190L39 188H37L38 190H36V191L34 189H32V193L35 191L36 193L35 194L33 193L34 195H40L41 194L42 197H39V199L40 198L41 199H46V200H43V201H45L44 202L45 204L43 203V201H42V203L45 206L48 205L49 209L45 207L48 211L47 210H44V211L49 212V210H50L49 213H51L52 212L51 208L54 206V208H53L54 210L53 211H55V207L57 206L56 209L59 208L60 210L59 209L56 210V213L57 212H61L62 214L65 215L64 216V215H62L60 213L61 216L59 215L60 216L59 217L58 215H56V213L55 214L51 213L52 216H49V217H52L51 218L52 220L50 218H48V216H47V215H51V214L47 213V215H45L46 216V222H47L46 226H48L49 229H51V230H48L49 235L50 236L52 235L53 237L58 235L57 236L58 238H59L60 235H62L60 237H65V236H67L70 233L65 235L63 232H67L68 230L66 231V229H70V232L72 234H70V236L68 235L69 238L66 237L68 239L63 238V240L65 239V240L68 241L69 239H73L75 237V239H77L78 243H79V247H80V251H81L79 253L82 254V252H83V254L80 255V257H79V254L77 253V251H75L76 249L74 250V248H72V250L75 251V252H70V253L71 254L72 253L73 254L76 253V255L77 254L78 255L76 256L74 254L72 256L70 253L67 254V251H69V250L66 251V249L70 248V250H71V247L65 248V245H67V243H68L67 241H65L66 244L64 245V249H62L60 246L57 245L58 247L61 248L62 251H65L66 253H61L60 249L57 250L56 249L57 246L54 245V248L56 246L55 249L58 251L57 254L60 253V254H58V257H59L58 262H59V260H61L59 264H99V258L92 251V249L89 248L90 247V245H89L90 242L89 241H90V237H91V231H90L91 229H89L90 227L86 226V224H85V226H83L84 223L80 222L82 219H80L78 209L75 208V205H73V204H76V202H74L75 201L74 198H73L74 196L73 197L71 196L72 193L69 195L71 190L68 189L69 188L68 186L66 187V185H67L66 181H65V184L63 183V181L66 180V179L63 178V175H65L64 172L65 173L68 172L67 171L68 168L67 169L63 168V166L67 164L64 161L65 157H63V156H62L63 158L59 157V156L63 155L62 152H60L61 155H58V154H57V156L53 155V154H56L55 153L56 149L59 147V145H57V144H59V143H57V141H58V139L56 138L57 136H53V134H51L53 136V138L51 136L48 137V138H50V140L52 139L51 141L54 142V143H50L51 144L50 145V149L52 148L51 151L45 152V150L47 148L49 149V147H48L49 144H48L47 148H46L45 144H43V143L49 142V141L45 142V140H43V139H45L44 137L46 136L45 133L40 137V135L42 134V131H41V133H38V134L37 133H33L31 131L32 128H33V130L34 129L38 130V132H40L41 129L46 131V129H43L45 127H42V126L39 125L41 128L39 127V129H38V127H37L38 125H36V123H32V122H34L33 115H31L27 109L24 110L25 108H23V106L18 102V100H17V102H15ZM98 99H100V100H98ZM76 101L78 102V104H79V101H80V104L82 103L83 105L82 104L81 105H77ZM75 102H76V104H75ZM123 103H127V104H123ZM0 104H1V101H0ZM121 105H122V107H121ZM162 105H163L164 108L162 107ZM60 109H63V112H62V110L60 111ZM162 109H164V111ZM108 110L109 111L114 110L115 114L116 113L117 114L115 115L111 111L110 112V113H112L111 114L112 116H111V115H109L110 113L108 112ZM126 110L128 112H126ZM25 111L26 112L28 111L27 113H29V114H27ZM42 111H43V109H42ZM165 111H166V113H164ZM60 112H61L62 115L60 114ZM65 112H66L67 117H68V114H70V115L73 114L71 116L69 115V118L70 117L74 118V120L71 119V118L69 119L71 121V125L66 123V122H68V123H70V122L67 120L66 116L64 115ZM91 113H92V115H91ZM26 114L31 119L30 118L28 119ZM164 114L167 115L166 116L167 118L169 116V118H168V120H170V121H168L169 124H167V120L164 119V118H166L165 116H163ZM195 114H196V116H195ZM43 115H44V113H43ZM74 115H78V116L75 117ZM133 115H134V117H133ZM147 115H149V116H147ZM6 116H7V118H6ZM93 116H95L97 118H99L101 116V118H99V120L100 119H102L100 121L104 120L103 122H105V125L100 124L99 120L94 118ZM113 116H114V118L116 116L115 121H113L114 118L113 119L110 118V117H113ZM44 117H46V116H44ZM135 117H136V119H135ZM24 118L25 119L27 118V120H25ZM91 118H93V119H91ZM140 118H141V120H140ZM94 119L96 121L98 120L97 122H99L98 123L99 126L96 125L97 122H95ZM130 119L131 120H133V119L135 120V121L133 120L132 122H134V125L136 124L135 125L136 127L133 125V123L131 124V122H130L131 120ZM30 120H33V121L28 123V124L24 123V122H28ZM46 121L49 122L48 119H46L45 122ZM137 121H139V122H137ZM140 122L144 123L146 125V126L143 127L144 129L147 127L149 130L148 131H146L147 129L143 130V128H142L143 124L140 125ZM172 123H174V124H172ZM184 123H186V124H184ZM31 124H33L34 127H32L33 125L31 126ZM77 124L80 125L78 122H77ZM170 124L172 125V127H170L171 126ZM25 125H27L26 127H28V125H29V127L27 128V131H29V128L31 126L30 134H33V136L30 135L29 132L27 133L25 131L26 130ZM68 125H70V126H68ZM122 125H124V127ZM138 125L141 126V127H139ZM35 126H36V128H35ZM96 126L99 127V130H98V128ZM173 126H175V128ZM138 127L142 128V129L138 130V131H140V133L136 130V129H139ZM176 127H177L178 130L176 129ZM61 128H63V127H61ZM129 128L134 129L133 130L134 132L131 130L133 132V134L131 133L132 136L130 134H128V135L125 134V136L126 135L127 136L126 137L124 136V139H123V137L121 136V135H123L122 133L124 131L129 133L130 131L129 130L127 131V129H129ZM170 128L176 129V133L177 134H175L173 132L174 130H172V129L170 130ZM65 129L62 130V133H61L64 137L68 133L67 131H65ZM122 129H125V130L122 132L121 131ZM168 129H169V131H168ZM36 130H34V132ZM74 130H76L77 132L74 131ZM151 130H153V131H151ZM89 131H91V132H89ZM93 131H96L97 133L96 132L94 133ZM141 131L142 132L145 131V132L142 133ZM63 132H64V134H63ZM65 132H67L66 135H65ZM147 132L148 133L151 132L150 136L148 135V137H149L148 139L144 138L145 136H143L144 134L147 135L148 134ZM48 134H49V132H48ZM101 134H102V132H101ZM27 135H29V136H27ZM89 136H92V135H89ZM198 136H200V137H198ZM201 136H203V137H201ZM205 136H207V137L205 138ZM35 137H36V139L38 138V140L34 141ZM83 137H85V138H83ZM48 138H46V140H48ZM55 138L57 140L53 141V139L55 140ZM66 138L69 140L68 136H66ZM126 138L127 139L130 138V139L127 140ZM39 139L40 140L42 139L43 141L42 140L39 141ZM169 139H170V141H169ZM84 140H86V143L84 142ZM37 141H39V142H37ZM15 142H17V141H15ZM35 142H37V144L43 148L42 150H44L43 151L44 153L41 150V152L43 153V156H42V153L39 155V153H40L39 151L40 150L38 151V149L39 148L41 149V147L37 146V144ZM40 142H42V145L40 144ZM55 142H56V144H55ZM149 142H151V143L149 144ZM154 142L157 143L158 145H160L159 146L160 148L163 147L162 150L169 156L170 160H172L173 163L177 162V163H179L178 166L180 165L178 167V166H176L177 164H174V166H176V168H177L178 172L181 174V176L183 175L182 178L184 179L185 183L187 184V187H180V188L177 189V193H179L177 195L179 197H177L175 195L176 193L170 187V185L168 184V182L165 179V177H162V176H164L163 170L159 171V169H161V167H159V165H161L160 164L161 160H160L159 155L156 152H154V153L152 152V151H154L153 148H152V144ZM187 143H189V144H187ZM210 143H212V144H210ZM184 144H186L185 146L190 145L193 148L187 146L186 149H185ZM208 144H210V145H208ZM43 145H44V147L46 149L43 147ZM101 145L102 144H100V145L96 144L94 146V149L96 148L97 150L95 149V151H98L100 148H103V147H101ZM98 146H99V149H98ZM199 146H200V148H199ZM208 146H212L213 149L208 147ZM81 147L79 149H77V151H81L82 150ZM218 147H219V149L221 151L218 149ZM201 148H202V150H200ZM94 149H93L92 153H89V154L86 153V154L89 155V157L92 156L90 158L91 159L90 161H92V159H93V161H94V159H96L95 160L96 163H94V164L95 165L99 164L97 167H99V166L101 167V169L99 167L98 168L99 170H98L97 167L93 164L94 165L93 167L94 168L96 167L95 170H97L96 171L97 175L98 174L100 175L101 174L100 172H102V174L104 175L103 177L100 176V178L98 176V179H100L99 180L100 181L99 185L101 184V186H99V187H101V190L102 189L106 190V192L105 191H103V192L105 193L106 197L109 195L106 200L110 201L109 202L110 205L108 203L107 204L109 206L106 205V207L108 206L107 207L108 210L106 209V207H105V209H104V207L103 208L101 207L100 208L101 210L99 209V210H97L96 212L93 213L94 215H96L94 217L97 219L96 220L95 218H93V227L95 226L94 227L95 230H96V227H97L96 232L99 234V236L102 239L104 245L106 246V249H107V251L109 253V262H110V264H138L137 258L135 256V253L139 250L140 244H138L137 240H135L132 243V246H129L127 244V240H126V237H125V231H126L125 230V226H124V230L122 232L121 228L117 227L116 224L112 225L110 228H106L105 225H104V221L107 218L106 217L107 215H108V217L118 216V218L122 221V223L124 225L126 223L128 225L129 220H128L127 215H126L125 207H123L121 205V203L119 202V199H118L119 198L118 197L119 189H118V187L116 185H113V184H116L115 180L113 179L114 177H112V176H114L113 171L110 169V167L109 168L107 167L108 164L105 165V168H106V170H108V169L109 170L108 171L104 170V166L103 165L105 164L106 160L102 156V153H100V152L96 153L94 151ZM222 149H223V151H222ZM58 150H60V147L58 148ZM187 150H189V153H186ZM191 150H193V151H191ZM99 151H102V150L100 149ZM182 151L183 152L185 151L184 154L186 156L190 155L191 159H189V158L185 159V155L182 153ZM218 152H219V155L216 154ZM97 154H99V155H97ZM35 155L37 157H35ZM83 155L84 154H82L80 152L77 153V157H79L78 158L79 159L78 162L80 163L81 166H84L86 164V162H87L86 160L89 161V159L87 158V155H86L87 159L85 158L86 160L82 159V158H84ZM52 156H54V157H52ZM40 157H41V159H40ZM55 157L59 158V160L60 159L63 160L64 162L63 161H59V160L57 161V158L55 159ZM134 157H136L135 161H134V159H135ZM51 158L55 159V161L52 160ZM97 158L103 159V160L99 159L100 161H102V164H101V162L99 160L97 161ZM210 160H212V161L214 160L213 161L214 163L212 161H210ZM103 161H105L104 164H103ZM53 162H61V166L64 163L65 164L62 167H60L59 170H61V171H58L59 167L56 166L57 169H55L56 167H54L55 165H54ZM157 162H159V164ZM210 162H212V164ZM59 164L56 163V165H59ZM47 165L49 167L46 168ZM102 166H103V169H102ZM40 167H41V170H37ZM32 169H34V170H32ZM31 170H32V172H30ZM63 170H65V171H63ZM140 170L141 171L145 170V171L141 172ZM146 171H148V174L145 173ZM196 171H198V174H197ZM110 172L112 173V175H110L111 174ZM219 172H222V173L219 174ZM56 173H57V175H56ZM144 173H145V175H144ZM41 174H40V176L42 177L43 174L42 175ZM34 175L38 177L37 174H34ZM52 175L54 177L57 176L56 177L57 179L56 178L53 179ZM202 175H203V177H202ZM106 176L108 178L110 177V180L108 178L106 179ZM145 176H149V177H145ZM41 177H39V179ZM64 177H68V176L66 175ZM224 177H227V179H225ZM101 178L102 179L105 178L106 182H108V180H109V183H107L109 185L102 184L103 181L101 182ZM61 179L62 180L64 179V180L61 181ZM41 180H42V178H41ZM55 180H57V181H55ZM52 181H53V183H56V185L53 184ZM110 181L113 182V183L111 184ZM106 182H104V183H106ZM153 182H154V184H152ZM34 183H36V181ZM140 183L142 185H145V186H142V185L140 186ZM112 185H113V187L115 186L116 190H113L114 188L112 189ZM234 185H236V186H234ZM54 186H56V188ZM57 186H59V187H57ZM105 186H108V187H105ZM227 186H228L229 189L226 188ZM104 187H105V189H104ZM51 188H53V189H51ZM57 188H59L61 190L59 191V189H57ZM108 188H109V190H108ZM230 188H232V189L237 188V189H234V190L235 191L238 190L239 192L236 194V192L234 190H232V192L234 191L235 193L234 192L231 193ZM54 189H57V190H54ZM182 189H183V191L185 189V192L186 191H190V192H188L187 194L186 193L183 194ZM64 190H66V191L70 190V192H68V194H67ZM42 191L45 192V193H42ZM170 191H172L175 194H173ZM52 192L55 193V194H53ZM60 192H62L61 195H60ZM63 192H64V194H63ZM110 192L112 194H114V195L110 194ZM65 193H66L67 196L65 195ZM106 193H108V195H106ZM181 193L183 194V196L182 195L180 196ZM191 193H193L194 195L191 194ZM185 194L188 195V196L189 195L192 196L191 199L194 197V199L189 200L190 196H189V199H188V196L186 197ZM71 197L74 200V201L72 200L73 203L71 201V199H72ZM106 197H104V198H106ZM214 197H215V199H214ZM178 198H180V200ZM47 201H49V202L47 203ZM111 202H113V203H111ZM49 204H51V205H49ZM112 204L113 205L115 204V205L113 206ZM76 207H77V205H76ZM246 209L251 213V210L249 208H246ZM103 210H105L106 214H105V212ZM44 214H45V212H44ZM53 214H54V216H57L59 218V219L58 218L57 219L54 218L57 221H59L60 219L62 220V218H63L62 216H64V218H65L64 222L62 221L63 224H64L63 228L60 226V225H63L61 223V221L58 222V223L56 221L54 223L55 220L53 219ZM99 215H101L102 218H100ZM104 217H105V219H104ZM77 218H78V220H77ZM78 222H80L82 224H80ZM48 223L49 224L51 223V225H49ZM94 223L96 225H94ZM99 225H101V226H99ZM103 225H104V227H103ZM242 225H243V227H242ZM64 227H66V228H64ZM230 227H232V228H230ZM100 228H102V229H100ZM142 228L150 229V226L147 223V221L142 224ZM73 229H75V230H73ZM52 231L56 235L53 234ZM235 231H236V233H235ZM244 231H245V233H247V232L248 233L244 234ZM249 231L251 232L250 234H249ZM50 232H51V234H50ZM85 234L88 236V239H87V236ZM71 235H72V237H71ZM53 237H51L52 240L55 239V238L53 239ZM57 237H56V239H57ZM111 238H113V241H112ZM53 242L54 241H52V243ZM78 243L76 242V244H78ZM88 245H89V247H88ZM250 245L251 246L253 245L252 248L254 250L248 248V246H250ZM138 246H139V248H138ZM79 247L77 245V250H79ZM5 249L9 250L5 246V244L0 240V264H10L11 260L13 258V256H11L12 258L10 257V254H11V253L9 254L10 251L7 252ZM249 250H251V251L253 250V251L251 252ZM178 251L180 252L179 254L183 257L184 256V252H183L181 247L178 248ZM129 253H131V254H129ZM85 255H86V257H85ZM251 255H252L253 259L250 258ZM71 256H72V258H71ZM74 256H76V257H74ZM73 258L77 259L79 262L74 260ZM204 259H206V258H204ZM255 260H256V257H255ZM12 262H13V260H12Z\"/></svg>",
  "mask_w": 264,
  "mask_h": 264
}]
</instances>
